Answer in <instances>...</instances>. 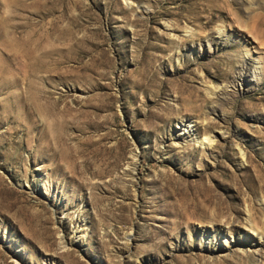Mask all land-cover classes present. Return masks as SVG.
<instances>
[{
  "label": "rangeland",
  "instance_id": "rangeland-1",
  "mask_svg": "<svg viewBox=\"0 0 264 264\" xmlns=\"http://www.w3.org/2000/svg\"><path fill=\"white\" fill-rule=\"evenodd\" d=\"M249 217L264 0H0V264H264Z\"/></svg>",
  "mask_w": 264,
  "mask_h": 264
},
{
  "label": "bare ground",
  "instance_id": "bare-ground-1",
  "mask_svg": "<svg viewBox=\"0 0 264 264\" xmlns=\"http://www.w3.org/2000/svg\"><path fill=\"white\" fill-rule=\"evenodd\" d=\"M217 11V10H216ZM230 15V14H229ZM15 64L19 63L18 59L12 60ZM35 66H40V64H36ZM44 67V66H43ZM42 67V68H43ZM25 68V67H24ZM26 73H28V71H25ZM25 79V78H24ZM214 94V92H213ZM202 146H204L205 144H207V146H211L214 142L208 137L204 138L202 141L199 142ZM248 223L250 224V227L252 228V230L257 234V236L259 237L260 240L264 239V234L260 233L259 231L256 230V227L251 223L250 217L247 218Z\"/></svg>",
  "mask_w": 264,
  "mask_h": 264
}]
</instances>
